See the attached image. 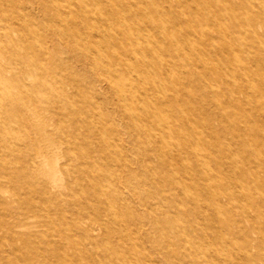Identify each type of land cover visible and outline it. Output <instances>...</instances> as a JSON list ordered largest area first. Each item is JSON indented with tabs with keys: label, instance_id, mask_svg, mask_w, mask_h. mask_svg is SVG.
Returning a JSON list of instances; mask_svg holds the SVG:
<instances>
[{
	"label": "rangeland",
	"instance_id": "obj_1",
	"mask_svg": "<svg viewBox=\"0 0 264 264\" xmlns=\"http://www.w3.org/2000/svg\"><path fill=\"white\" fill-rule=\"evenodd\" d=\"M0 264H264V0H0Z\"/></svg>",
	"mask_w": 264,
	"mask_h": 264
},
{
	"label": "bare ground",
	"instance_id": "obj_2",
	"mask_svg": "<svg viewBox=\"0 0 264 264\" xmlns=\"http://www.w3.org/2000/svg\"><path fill=\"white\" fill-rule=\"evenodd\" d=\"M137 4V3H136ZM104 28V27H103ZM75 254V253H74Z\"/></svg>",
	"mask_w": 264,
	"mask_h": 264
}]
</instances>
